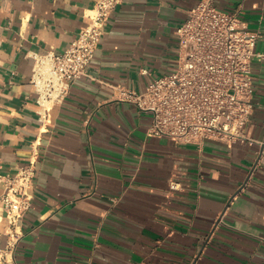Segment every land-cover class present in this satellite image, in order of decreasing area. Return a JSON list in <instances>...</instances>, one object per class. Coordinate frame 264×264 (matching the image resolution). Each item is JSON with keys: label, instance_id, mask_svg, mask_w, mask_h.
I'll use <instances>...</instances> for the list:
<instances>
[{"label": "crops", "instance_id": "1", "mask_svg": "<svg viewBox=\"0 0 264 264\" xmlns=\"http://www.w3.org/2000/svg\"><path fill=\"white\" fill-rule=\"evenodd\" d=\"M97 1L0 0V171L35 165L10 251L0 182V264H264L260 144L150 135V112L117 88L176 68L177 27L199 0H120L87 72L40 118L35 57L63 51ZM214 3L259 31L244 132L264 140V0Z\"/></svg>", "mask_w": 264, "mask_h": 264}, {"label": "built area", "instance_id": "2", "mask_svg": "<svg viewBox=\"0 0 264 264\" xmlns=\"http://www.w3.org/2000/svg\"><path fill=\"white\" fill-rule=\"evenodd\" d=\"M119 1L98 0L88 13L89 21L63 51L36 55L31 82L41 119L64 101L72 81L87 72L105 22ZM176 32V68L152 78L142 91L118 85L120 97L150 112V135L199 145L205 139L229 145L258 142L255 168L264 159V140L246 135L244 126L254 106L251 63L259 31L246 27L239 11L199 0ZM34 174L33 160L12 175L0 171L8 251L22 234L21 222L34 197Z\"/></svg>", "mask_w": 264, "mask_h": 264}]
</instances>
